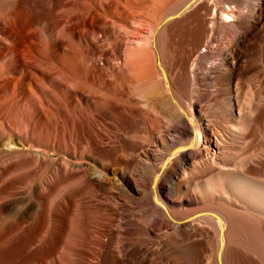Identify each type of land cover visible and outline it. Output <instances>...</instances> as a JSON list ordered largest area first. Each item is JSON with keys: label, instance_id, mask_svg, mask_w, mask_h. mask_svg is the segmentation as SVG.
<instances>
[{"label": "bare ground", "instance_id": "1", "mask_svg": "<svg viewBox=\"0 0 264 264\" xmlns=\"http://www.w3.org/2000/svg\"><path fill=\"white\" fill-rule=\"evenodd\" d=\"M263 106L264 0H0V264H264Z\"/></svg>", "mask_w": 264, "mask_h": 264}, {"label": "rangeland", "instance_id": "2", "mask_svg": "<svg viewBox=\"0 0 264 264\" xmlns=\"http://www.w3.org/2000/svg\"><path fill=\"white\" fill-rule=\"evenodd\" d=\"M227 10H229V8H227ZM231 19V18H230ZM232 20V19H231ZM241 96L243 97V95L241 94ZM263 108H264V106H263ZM262 111L263 112H261L262 114V120H263V122H264V109H262ZM10 141H13V143H10ZM15 143H17V144H19V140L17 139V138H14V139H11V140H9V139H4V140H1L0 141V151H4V150H8V149H14V150H16V149H22V147L20 146V145H15ZM24 235V233L23 234H16L15 236V238H14V236L12 237L13 238V241H16V243H14L13 244V242H12V238H11V241H8L6 244H8L5 248H4V246L2 247V248H0L1 250H3V253L0 251V257L2 258V257H4V258H2V259H4V260H1V262H3V261H5V262H13L14 261V259H15V257H17L15 260H16V262H18V261H20L21 259H22V257H23V255L25 256L26 254H25V252L23 251H21V249L22 248H24L23 246V244L21 245V243H22V240L21 239H23L22 237H24L23 236ZM21 240V243L19 242ZM10 242V243H9ZM11 243H12V245H11ZM5 244V245H6ZM11 245V246H10ZM8 247V248H7ZM22 247V248H21ZM8 249V251H7V249ZM20 251H19V250ZM19 252H21V254L19 253ZM2 253V254H1ZM10 255V258L8 257ZM18 255L19 256H21V257H19L18 258ZM12 257V258H11ZM10 260H9V259ZM14 258V259H13ZM9 260V261H8ZM15 262V261H14Z\"/></svg>", "mask_w": 264, "mask_h": 264}]
</instances>
